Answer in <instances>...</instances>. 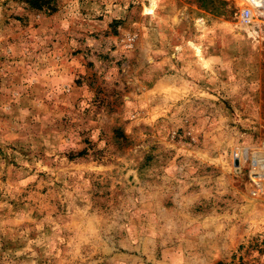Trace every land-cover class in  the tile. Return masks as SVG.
<instances>
[{"label":"rangeland","instance_id":"obj_1","mask_svg":"<svg viewBox=\"0 0 264 264\" xmlns=\"http://www.w3.org/2000/svg\"><path fill=\"white\" fill-rule=\"evenodd\" d=\"M254 169L264 0H0V264H264Z\"/></svg>","mask_w":264,"mask_h":264},{"label":"built area","instance_id":"obj_2","mask_svg":"<svg viewBox=\"0 0 264 264\" xmlns=\"http://www.w3.org/2000/svg\"><path fill=\"white\" fill-rule=\"evenodd\" d=\"M253 14L252 9L247 7L242 11V21L248 26L253 23ZM252 181H253V189L262 195H264V172H259L254 169V173H252Z\"/></svg>","mask_w":264,"mask_h":264}]
</instances>
